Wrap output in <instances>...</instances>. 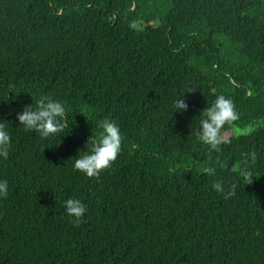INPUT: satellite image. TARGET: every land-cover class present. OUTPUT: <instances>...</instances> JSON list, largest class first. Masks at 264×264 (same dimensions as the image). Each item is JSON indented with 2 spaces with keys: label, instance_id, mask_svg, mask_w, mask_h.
Returning <instances> with one entry per match:
<instances>
[{
  "label": "trees",
  "instance_id": "1",
  "mask_svg": "<svg viewBox=\"0 0 264 264\" xmlns=\"http://www.w3.org/2000/svg\"><path fill=\"white\" fill-rule=\"evenodd\" d=\"M219 95L240 119L217 153L195 132ZM46 96L67 127L42 138L17 114ZM106 118L122 151L89 178L74 163ZM3 121L0 264H264V0H0ZM69 198L86 206L79 227Z\"/></svg>",
  "mask_w": 264,
  "mask_h": 264
},
{
  "label": "clouds",
  "instance_id": "2",
  "mask_svg": "<svg viewBox=\"0 0 264 264\" xmlns=\"http://www.w3.org/2000/svg\"><path fill=\"white\" fill-rule=\"evenodd\" d=\"M189 88L187 92H192ZM36 107L32 105L25 106L21 113L17 114L20 125L24 126L25 131H35L42 138L63 133L67 127L66 123V107L64 103L58 99L46 96L36 101ZM173 108L176 112H186L189 109L185 94H181L173 102ZM200 119V127L196 130L197 139L209 147V151L219 153L221 146L228 141L224 136L225 126H230L240 119L234 100L219 95L210 107L202 110ZM99 127L102 129L97 139L92 142L90 154L85 152L75 160L74 169L86 174L89 178L99 179L101 173L109 168L117 160L122 151V145L125 137L121 133L118 123L111 119H104L100 122ZM8 125L5 121L0 122V157L5 160L9 156L11 147V135L7 130ZM249 159L245 166L239 167V177L246 184L253 183V174L249 167L255 164L257 153L255 151L248 154ZM223 167V165H220ZM214 169H206L211 175ZM232 171L238 172V166H233ZM237 184L232 183L226 189L223 180L214 181L213 189L222 194L225 200L236 195ZM9 195V184L7 180H0V199H7ZM67 214L71 217L72 223L79 227L84 223L83 217L86 213L85 204L77 198H69L65 201Z\"/></svg>",
  "mask_w": 264,
  "mask_h": 264
},
{
  "label": "bare ground",
  "instance_id": "3",
  "mask_svg": "<svg viewBox=\"0 0 264 264\" xmlns=\"http://www.w3.org/2000/svg\"><path fill=\"white\" fill-rule=\"evenodd\" d=\"M186 38V37H185Z\"/></svg>",
  "mask_w": 264,
  "mask_h": 264
}]
</instances>
